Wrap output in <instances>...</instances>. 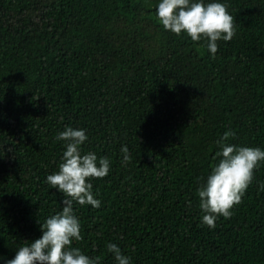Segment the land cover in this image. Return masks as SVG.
<instances>
[{"label": "trees", "instance_id": "1", "mask_svg": "<svg viewBox=\"0 0 264 264\" xmlns=\"http://www.w3.org/2000/svg\"><path fill=\"white\" fill-rule=\"evenodd\" d=\"M219 2L236 35L213 58L163 28L159 0H0V264L62 211L46 178L66 126L111 162L91 180L100 208L74 205L73 247L102 264H116L109 242L131 264H264V164L231 218L212 229L199 207L225 131L264 149V0Z\"/></svg>", "mask_w": 264, "mask_h": 264}, {"label": "clouds", "instance_id": "2", "mask_svg": "<svg viewBox=\"0 0 264 264\" xmlns=\"http://www.w3.org/2000/svg\"><path fill=\"white\" fill-rule=\"evenodd\" d=\"M228 7L219 0L208 3L205 0H159L156 16L165 30L177 36L186 34L193 42L206 40L214 58L218 42H229L236 35L235 17ZM235 136L234 131L228 130L217 141L219 161L213 165L206 181L200 178L202 183L197 189L202 223L212 229L220 216L232 217V209L242 203L255 179V170L264 164V149L228 143ZM55 140L64 141L65 150L58 171L48 175L46 183L64 195L62 211L40 222L42 236L31 243L25 240L15 257L5 260L4 264H102L101 256H90L81 248L73 247L74 241L83 240L74 205L100 208L101 201L93 192L91 180L105 178L111 171V162L92 151L82 153L81 146L88 140L86 129L66 126ZM121 153L122 162L127 164L131 160L127 145L121 148ZM261 188L264 189V184ZM106 248L116 264H131V257L125 255L118 244L109 242Z\"/></svg>", "mask_w": 264, "mask_h": 264}]
</instances>
